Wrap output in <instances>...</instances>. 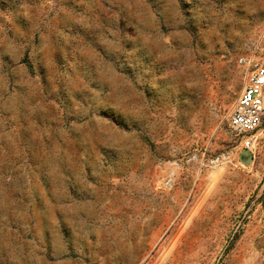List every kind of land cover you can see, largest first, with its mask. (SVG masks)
I'll return each instance as SVG.
<instances>
[{"label":"rangeland","instance_id":"1","mask_svg":"<svg viewBox=\"0 0 264 264\" xmlns=\"http://www.w3.org/2000/svg\"><path fill=\"white\" fill-rule=\"evenodd\" d=\"M263 34L264 0H0V264H264Z\"/></svg>","mask_w":264,"mask_h":264},{"label":"built area","instance_id":"2","mask_svg":"<svg viewBox=\"0 0 264 264\" xmlns=\"http://www.w3.org/2000/svg\"><path fill=\"white\" fill-rule=\"evenodd\" d=\"M261 51L264 55V34ZM250 65L252 72L233 106L230 125L240 135L244 146L252 149L264 130V59L251 61Z\"/></svg>","mask_w":264,"mask_h":264},{"label":"trees","instance_id":"3","mask_svg":"<svg viewBox=\"0 0 264 264\" xmlns=\"http://www.w3.org/2000/svg\"><path fill=\"white\" fill-rule=\"evenodd\" d=\"M25 61L28 62V57L27 55L24 57ZM29 66L31 67V64L29 63Z\"/></svg>","mask_w":264,"mask_h":264}]
</instances>
